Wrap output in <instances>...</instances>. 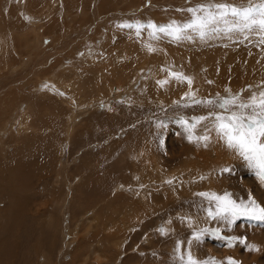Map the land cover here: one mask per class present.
<instances>
[{
    "label": "rangeland",
    "instance_id": "1",
    "mask_svg": "<svg viewBox=\"0 0 264 264\" xmlns=\"http://www.w3.org/2000/svg\"><path fill=\"white\" fill-rule=\"evenodd\" d=\"M36 2L0 0V28L13 38L0 42V264H182L178 255L189 251L206 264H227L228 258L264 264V221L209 218L206 210L215 211V202L197 195L227 192L237 201L251 195L264 206L258 170L226 146L209 116L238 111L216 106L221 98L238 95L247 102L264 90V37L256 30L228 33L230 41L220 38L222 30L204 40L195 33L200 44L174 40L183 48L173 50L171 39L158 33L154 41L167 49L159 67L145 55L153 38L149 22L163 26L197 4L247 6L250 0H56L43 10ZM137 22L139 34L136 27H120ZM235 42L233 52L228 47ZM201 48L233 53L225 51L211 66L205 64L211 60L199 61ZM231 57L241 69L234 75L221 65ZM170 72L190 77L193 90L174 78L161 86ZM51 80L66 93L75 86L64 84L82 83L86 97L99 84L96 103L87 107V99L73 94L75 100L65 102L49 92ZM189 91L195 100L216 104H195ZM24 108L29 118L20 115ZM201 116L209 118L189 132ZM26 120L38 128L26 133L34 146L29 192H20L15 212L9 166L19 159L17 130ZM24 143L21 154L27 155L26 137ZM231 237L237 239L229 247Z\"/></svg>",
    "mask_w": 264,
    "mask_h": 264
},
{
    "label": "snow or ice",
    "instance_id": "2",
    "mask_svg": "<svg viewBox=\"0 0 264 264\" xmlns=\"http://www.w3.org/2000/svg\"><path fill=\"white\" fill-rule=\"evenodd\" d=\"M190 14V18L183 23L171 21L164 26H157L149 22L147 28L153 31L150 35L157 38V33H162L171 37L173 40L191 39L188 32L196 33L201 39H204L209 32L224 31L225 34L240 32L245 30L251 32L253 30L264 37V0H259L258 3H251L247 6H236L228 3H208L197 4L195 7L186 9ZM231 17L232 19H229ZM221 25L223 28L221 29ZM120 27H136L137 34L142 25L137 22L136 25L122 24ZM264 42V40H262ZM153 49L149 47V51ZM170 77L180 82H186L191 88L192 80L190 77L184 76L182 73H171ZM168 81H158L163 86ZM186 96L193 99L195 104H204L205 106L216 104L213 100H195L194 93L189 91ZM219 108L228 111L230 106H234L238 111H230L229 114L209 113V116H214V127L220 137L225 141L229 149H233L237 154L249 163L250 166L258 170V175L264 182V90L258 95L253 94L247 102L240 101L238 95H233L227 98H221L218 105ZM245 114L244 110H249ZM207 116L195 117L194 123L188 127L189 132L196 124L208 119ZM181 124L187 125L188 122L183 118ZM191 139V136L189 137ZM202 140H207V137H200ZM227 172L229 169L225 168ZM171 183V181H167ZM210 201L215 202V211L211 208L207 209L209 218H218L227 220L229 224L235 219L245 217L250 220L264 221V206L249 195L246 201H237L232 198L231 194L225 192L223 195L216 193H198ZM161 234H164V229H159ZM203 231V230H202ZM217 234L219 230H216ZM194 239H200V235H195ZM236 237L229 238V247ZM240 243H244L241 238ZM250 248L254 246L249 245ZM176 252L180 253V242L177 241ZM178 259L182 264H206V262L195 259L191 252H186L184 255H178ZM227 264H237L236 261L228 258Z\"/></svg>",
    "mask_w": 264,
    "mask_h": 264
},
{
    "label": "bare ground",
    "instance_id": "3",
    "mask_svg": "<svg viewBox=\"0 0 264 264\" xmlns=\"http://www.w3.org/2000/svg\"><path fill=\"white\" fill-rule=\"evenodd\" d=\"M51 1H56V0H37V2H36V4H35V6H38V8L39 9H42V8H45V7H47V5H44V4H48L49 5V3L51 2ZM175 2H179V1H181V0H174ZM49 2V3H48ZM212 2V1H211ZM3 5V4H2ZM2 7V6H1ZM104 7V6H103ZM72 9V8H71ZM43 10V9H42ZM179 13V12H178ZM41 15H42V13H41ZM46 15V14H45ZM48 15V14H47ZM176 15H178L179 17L177 18V17H173L172 19H170L171 21H177V22H179V23H183V22H185L186 20H188L189 18H190V14L188 13V12H185V13H183V14H181V15H179V14H176ZM33 16V15H32ZM1 17V16H0ZM48 17V16H47ZM3 18V17H2ZM49 18V17H48ZM37 19V18H36ZM41 19V18H40ZM176 19H179V20H176ZM1 22V21H0ZM164 22V21H163ZM3 23L5 24V22L3 21ZM1 24V23H0ZM4 24H2V25H4ZM9 24V23H8ZM167 24H169V23H165L164 25H167ZM163 25V26H164ZM162 26V25H161ZM4 27V26H3ZM7 27V26H6ZM221 28H223V25H222V27ZM3 29H5V27L3 28ZM2 29V26H1V28H0V42H2L1 44L2 45H5L4 43L6 42V39H13L12 37H10L9 35H5L4 34V31L5 30H3ZM8 30H10V29H8ZM11 31V30H10ZM13 31V30H12ZM153 30L152 29H150V33L152 32ZM6 32V31H5ZM134 32V31H133ZM148 32V31H147ZM7 33H8V31H7ZM218 33H221V31H219V32H209L208 33V35L206 36V39L208 38V37H212V34H214V36L215 35H217ZM135 34V33H134ZM158 34V33H157ZM122 35H123V33H122ZM150 35V34H149ZM188 35L191 37V39H183L182 40V42L181 43H183V45L184 44H186V43H195V44H200V42L201 41H203V40H200V38H197L196 37V34L195 33H193V32H188ZM227 36V37H229V41H230V39L234 36V35H231V34H224L223 33V35H221L220 36V38H223L224 36ZM234 38V37H233ZM149 39H151V40H147L146 41V43H145V55H146V58L148 57V56H151L152 58L150 59V64H152V66H153V68H158L159 67V63H158V57L160 56V55H163V54H165L166 52H165V50H167L166 49V46H164L163 44L161 45V43H159V42H155L156 40H159V38H156V39H153V38H149ZM168 39H171V40H169V43L173 46V50L174 49H177V48H183V46H180V45H178L179 44V42H177V45L175 46L174 45V40L171 38V37H169V36H166V40L168 41ZM218 39H219V37H218ZM224 39H225V37H224ZM155 40V41H154ZM226 40V39H225ZM237 41V40H236ZM145 42V41H144ZM162 42V41H161ZM11 43H13L12 42V40H11ZM139 43V42H138ZM141 43V42H140ZM203 43V42H202ZM241 43V45H242V42H240ZM235 44H237V42H235ZM2 45H1V47H2ZM13 45V44H12ZM11 45V46H12ZM16 45H17V43H16ZM244 45V44H243ZM195 46V45H194ZM199 46V45H198ZM236 46H238V44L237 45H234V48H232V47H228L229 49H231L233 52L235 51V49H236ZM245 46V45H244ZM149 47H151L153 50L152 51H149ZM193 47V46H192ZM203 47H205L204 45H203ZM209 47V46H208ZM6 48V47H5ZM88 48V47H87ZM141 48V47H140ZM190 48V47H189ZM1 49V48H0ZM101 49V51H103L102 50V48H100ZM106 49V48H105ZM187 49V48H186ZM224 48H222V49H220V51L218 52L217 50H212V51H207V52H205L204 50H206V48H201L200 50H202V57H200L199 58V61L200 62H204L205 61V59H208L209 61L211 60V62H209V63H205L206 65H211L212 66V62L213 61H215L216 59H218L220 56H221V54H223L225 51H228V49L226 48V49H224ZM255 49H257V48H255ZM1 50H3V49H1ZM185 50V49H184ZM169 51H171V50H168V52ZM185 51H187V50H185ZM2 52V51H1ZM109 52V51H108ZM110 52H111V50H110ZM113 52V51H112ZM228 52H230V51H228ZM233 52H230V53H233ZM8 53V52H7ZM6 53V54H7ZM117 53V52H116ZM121 53V52H120ZM140 53V52H139ZM152 53H155L154 54V56H152V55H149V54H152ZM4 54V53H3ZM5 54V55H6ZM105 54V53H104ZM119 54V53H118ZM191 55L192 54V52L191 51H187V55ZM208 54V55H207ZM1 55V54H0ZM95 56V55H94ZM192 56V55H191ZM199 56V55H198ZM8 57V56H7ZM122 57V56H121ZM182 57V56H181ZM180 57V58H181ZM122 58H124V57H122ZM187 58V57H186ZM233 57H231V58H229L228 60H227V62L226 63H229V64H225V63H223V64H221L222 65V69L224 70V71H226L225 69V66H227L228 67V69H229V72H231V74L232 75H234L235 74V70L236 69H238V65H236V64H234L235 62H233V59H232ZM145 59V58H144ZM168 59V58H167ZM190 59H191V57H188L187 58V61H183V62H185V63H188V60L190 61ZM5 60H7V59H5ZM169 60V59H168ZM181 60V59H180ZM242 60V59H241ZM243 61V60H242ZM97 63V62H96ZM145 63V62H144ZM166 63V62H165ZM181 63V62H180ZM215 63V62H214ZM216 63H218V61L216 62ZM262 63H263V61H262ZM105 64V63H104ZM107 64V63H106ZM179 64V63H178ZM264 64V63H263ZM262 64V65H263ZM61 65V64H60ZM140 65H141V63H140ZM186 65H188V64H186ZM190 65V64H189ZM219 65V64H218ZM103 66V65H102ZM260 66V65H259ZM26 67V66H25ZM184 67H186V66H184ZM78 69V68H77ZM63 70H65V69H63ZM101 70V69H100ZM238 70H241V69H238ZM125 71V70H124ZM224 71H222V72H220V77L222 78V76H223V72ZM244 71H245V74L247 73V69H244ZM59 72H60V70H59ZM57 73V72H56ZM216 73H217V71H216ZM152 74V73H151ZM154 74H157V72H155ZM236 74H238L237 72H236ZM60 75V74H59ZM81 75H82V73H81ZM53 76V75H52ZM118 77H120L119 76V73H118V75H117ZM219 77V78H220ZM29 78V77H28ZM157 80H158V77H155ZM159 78H160V76H159ZM121 79V78H120ZM138 79V78H137ZM163 79V78H162ZM58 80V79H57ZM156 80V81H157ZM59 81V80H58ZM58 81H56L55 83L51 80V89H49V92L50 93H53L54 95H56V96H60V95H62V97H63V99H65L64 101L65 102H71L72 100L74 101L75 99H73L72 98V96H71V94H73V96L75 95L76 96V98H78V100H86L87 99V101L89 102V104L87 105V107H89V106H92V104H95L96 102H93L96 98V96H98V94H96V92L97 93H99L100 92V86H99V84H97L96 86H95V89H96V92H95V94H89L90 96H85V94L87 93V91L84 93V91H85V89H86V86L85 85H82V83H80L79 85H78V83H75V84H77V85H75L74 83H69V84H64L63 86H64V88H67L66 86H70V87H72V86H75V87H73V88H75L74 90H73V92H72V89L70 90V91H67V93L66 92H63V91H60V90H58V87L57 86H59V82ZM100 81H101V79H100ZM169 83L170 82H173L174 81V79L173 78H170V80H167ZM120 84V83H119ZM88 85V84H87ZM121 85V84H120ZM173 85H175V84H173ZM173 85H171L170 87H173ZM94 86V85H93ZM59 87H61V86H59ZM157 87L159 88V85H157ZM62 88V87H61ZM60 88V89H61ZM157 88V89H158ZM187 88H189V86L187 87ZM38 89V88H37ZM63 89V88H62ZM131 89V88H130ZM129 89V90H130ZM189 90H193V86H191V88H189ZM91 91V90H90ZM125 94V93H124ZM70 96L71 98H67L66 96ZM22 98H23V95L21 96ZM52 97V96H51ZM75 98V97H74ZM92 99H94V100H92ZM25 100V99H24ZM77 100V99H76ZM96 101H98V100H96ZM24 104V103H23ZM69 104V103H68ZM67 104V105H68ZM73 105V104H72ZM70 106V105H69ZM25 109V108H24ZM26 111L24 112V113H20V115H27V117L29 118V115H28V111H29V108H26L25 109ZM31 113V112H30ZM27 118V119H28ZM10 120V119H9ZM33 120V119H32ZM8 121V120H7ZM32 122V121H31ZM30 122V123H31ZM66 122V121H65ZM64 121H63V123H65ZM29 123V124H30ZM69 123V122H68ZM24 124V119H22V125ZM28 124V120H26L25 121V125H24V128L23 127H21V130H17V137H18V139L20 140V147L21 146H23V145H25V143H24V139H25V137H26V148H24V150L26 149V152L28 153L27 155H23V154H21V148L19 147V150H20V154H19V159H18V161L17 160H15V163H14V165L12 166V165H10L9 166V168H10V170H9V172H11L10 174H11V178H12V181H10L11 182V189H12V194L11 195H13V197H14V199L12 200L13 201V203L11 204V206H13V210L15 211L16 210V205L14 204V201L16 200V202H18V199H19V196L18 195H20V192H22V193H24V192H29L28 191V189H29V182L30 181H28V174H27V169H28V167H27V163H30V161H31V156L33 155V150H34V146L33 147H29V145H30V143H31V141H30V139L29 138H32V136H33V134H26V133H29V132H31V131H33V130H35V128L37 127V125L35 124V122L33 123L34 125H29ZM64 126V125H63ZM71 126V125H70ZM38 128V127H37ZM71 127H69V129H70ZM40 129V128H39ZM38 129V130H39ZM24 132H25V134H24ZM33 133V132H32ZM22 134H23V137H21L22 136ZM25 135V136H24ZM144 145V144H143ZM135 146V145H134ZM1 149H3V145L1 146ZM129 149V148H128ZM133 150V149H132ZM1 151L2 150H0V154H1ZM128 152H130V150L128 151ZM130 154V153H129ZM139 154H140V152H139ZM140 156H142L143 158H144V154H142V155H140ZM18 162V163H17ZM6 164H7V162H6ZM26 165V166H25ZM12 167L14 168V169H12ZM9 172H7V173H9ZM0 173H1V170H0ZM140 174V173H139ZM1 175V174H0ZM7 175V174H6ZM135 176H136V174H134ZM133 176V175H132ZM6 177V176H5ZM139 177V176H138ZM10 179V178H9ZM9 179H8V181H9ZM132 179V178H131ZM6 180V179H5ZM7 181V182H8ZM7 182H5V183H7ZM58 182V181H57ZM5 183H3V184H5ZM2 185V184H1ZM8 185H9V183H8ZM120 185V184H119ZM10 186V185H9ZM121 189V188H120ZM4 190V189H3ZM7 191V190H6ZM0 195H1V193H0ZM139 195L143 198L144 197V194H142L141 192L139 193ZM10 196V195H9ZM144 199V198H143ZM20 204V203H19ZM18 204V205H19ZM16 206V207H15ZM22 208H23V206H21ZM10 209H12V208H10ZM16 212V211H15ZM9 215V214H8ZM165 227V226H164Z\"/></svg>",
    "mask_w": 264,
    "mask_h": 264
}]
</instances>
